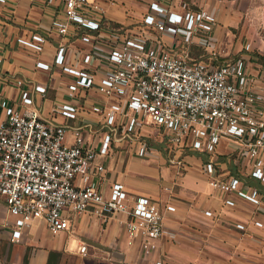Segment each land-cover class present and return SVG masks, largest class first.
<instances>
[{
  "label": "built area",
  "instance_id": "built-area-1",
  "mask_svg": "<svg viewBox=\"0 0 264 264\" xmlns=\"http://www.w3.org/2000/svg\"><path fill=\"white\" fill-rule=\"evenodd\" d=\"M60 2L63 18L53 20L51 28L62 37L70 24L95 32V39L106 32L107 66L96 65L93 49L83 57L82 68L68 63L62 45L56 49L52 65L36 62L35 66L45 71L57 68L67 81L66 99L59 106L63 118L74 120L89 111L99 117L105 133L99 148L93 149L86 146L82 128H74L69 144L63 125L40 118L31 108L28 91L20 93L22 110L1 103L5 119L0 122V196L13 220L10 241H19L22 232L39 221L56 236L68 229L69 215L90 212L104 223L120 215L125 218L126 245L138 240L142 258L151 259L162 236L164 213L174 208H161L150 198L131 194L121 183H113L107 196L90 185L92 175L103 172L97 160L107 156L112 141L127 140L135 145L137 157H152L154 151L147 140L138 136L143 120L165 136L170 151L190 149L204 156L201 168L210 194L221 199L224 207H235L234 198H238L258 209L262 203L259 191L242 188L239 178L221 179L213 160L217 147L225 141L242 158L235 163L248 160L250 177L264 184V94L255 89L257 79L248 71L246 59L219 61L211 37L216 18L200 11L174 12L166 0H148L137 31H106L102 22L108 9L118 6L116 0ZM161 34L183 37L185 44L205 51L208 60L195 62L187 50H170ZM92 39L81 37L91 46L95 45ZM17 42L41 53L46 39L33 34ZM32 90L45 93L39 85ZM91 91L105 103L86 108L80 100H88ZM254 226L261 228L262 224L255 221ZM235 228L245 230L243 224ZM86 251L84 245L79 248L83 256Z\"/></svg>",
  "mask_w": 264,
  "mask_h": 264
},
{
  "label": "crops",
  "instance_id": "crops-1",
  "mask_svg": "<svg viewBox=\"0 0 264 264\" xmlns=\"http://www.w3.org/2000/svg\"><path fill=\"white\" fill-rule=\"evenodd\" d=\"M5 1L0 3V122L5 119L1 103L22 110L20 93L28 91L33 99L31 108L40 118L63 125L69 144L73 141L72 129L82 128L86 146L98 149L105 133L99 117L86 111L74 120L63 118L59 106L66 99L67 81L60 77L57 68L45 71L35 65L36 62L52 65L56 49L62 45L66 48L68 63H77L82 68L83 57L93 49L97 54L96 65L106 67L108 35L105 32L95 39V32L70 24L68 34L59 36L51 28V22L63 18L60 0ZM116 1L118 6L108 9L102 22L106 31L127 29L125 14L132 8L125 0ZM143 1L145 13L148 0ZM166 1L174 12L188 10V0ZM33 34L46 39L41 53L17 42ZM83 36L92 37L95 45L83 43ZM160 38L167 48L179 52L175 48L179 38L166 34H161ZM190 51L192 61L208 60L207 57L196 59ZM258 78L255 89L264 94V83L260 81L263 77ZM35 85L43 86L45 93L34 92ZM88 98L80 100L86 108L105 103L103 97L92 91ZM143 122L138 136L147 140L154 151L152 157L149 160L137 157L135 145L133 147L127 140L112 141L107 156L97 160L103 172L92 175L90 185L107 196L113 183H121L131 194L150 198L161 208H174L173 212L164 213L162 236L151 259L142 258L138 240L130 247L126 245L125 218L120 215L106 223L90 212L69 215L68 229L56 236L49 233L44 221H39L24 230L19 241L11 242L13 220L7 215L0 196V264H153L154 261L161 264H264V184L250 177L248 160L236 164L242 158L225 141L213 155L221 179L239 178L242 188L257 189L262 200L261 206L255 209L234 198L236 206L226 208L221 199L210 194L207 177L201 168L204 156L190 149L163 154L158 144V131L146 120ZM76 183H80V178ZM255 221L262 227H255ZM236 224H243L245 230H237ZM83 245L87 247L85 256L79 252Z\"/></svg>",
  "mask_w": 264,
  "mask_h": 264
},
{
  "label": "rangeland",
  "instance_id": "rangeland-1",
  "mask_svg": "<svg viewBox=\"0 0 264 264\" xmlns=\"http://www.w3.org/2000/svg\"><path fill=\"white\" fill-rule=\"evenodd\" d=\"M125 2L132 8L125 14L126 28L131 32L137 31L145 3L143 0H136L135 5L131 0ZM187 9L211 14L216 18L217 23L211 37L215 42L219 61L244 58L248 71L257 78L262 76L260 81L264 83V0H188ZM183 39L180 37L175 43V48L180 53L183 49L188 52L191 50L196 59L207 57L205 51L185 44ZM158 136V144H161L162 153L165 154L170 151L166 138L161 133Z\"/></svg>",
  "mask_w": 264,
  "mask_h": 264
}]
</instances>
